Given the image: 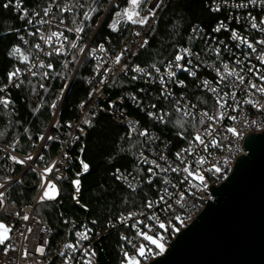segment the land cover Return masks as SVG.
I'll use <instances>...</instances> for the list:
<instances>
[{
  "label": "snow or ice",
  "instance_id": "snow-or-ice-1",
  "mask_svg": "<svg viewBox=\"0 0 264 264\" xmlns=\"http://www.w3.org/2000/svg\"><path fill=\"white\" fill-rule=\"evenodd\" d=\"M150 3L151 0H43L28 6L24 0L3 3L4 9L19 13L26 26L6 32V36L14 34L17 42L6 53L13 63L0 83V107L9 112L10 125L23 128L0 146V264H54L56 257L60 258L59 264H92L95 253L83 242L90 241L94 229L86 223L80 224L82 230L77 229L76 221L64 218L61 212L63 224L71 225L68 231L75 230L76 241L52 253L48 239L52 229L43 210L60 203V184L68 179L64 171L73 160L69 150L87 135L99 113L106 112L126 128L122 140L127 145L120 148L115 159L130 158L129 166L123 171L116 167L111 173L130 194L123 203L133 207L116 218L117 223L134 233L132 237L121 236L125 244L121 264H150L157 250L164 253L165 236L156 229L178 232L173 225L185 224L181 211L188 197H207L210 179L227 178L230 159H217L211 150L231 153L235 145L238 151L245 132L257 128L264 131V0H212V12L223 9L229 16L227 21L218 20L211 31L230 33V43L194 26L189 39L205 40L208 47L203 55L190 47H176L171 58L154 59L141 66L134 61L154 43L161 24L158 13L168 8V0H156L154 7H149ZM94 17H110L107 27L117 34L119 50L113 47V39L97 43L95 37H88ZM233 21L236 26H228ZM124 30L133 37L127 44H123ZM208 53L214 57L211 63L205 62ZM54 58L61 59L63 72L56 71ZM90 59L96 63L88 83L94 82L95 86L88 100L95 96L97 102L79 124H62L60 96L48 103L45 97L50 86L45 81L67 80L73 71L70 65L87 66ZM203 69L214 76L201 78ZM180 73L198 81L191 90L189 83L180 79ZM125 77L128 87L122 88L117 99L107 100L106 108L102 107L106 88L119 85ZM13 90L26 91L36 98L31 107L35 119L28 122L29 126L17 117ZM130 105L144 113L146 124L128 119L126 110ZM246 106L255 110L257 119L250 118ZM45 108L52 119L34 134L32 128ZM80 108L83 110L84 104ZM169 128L185 145L175 152L173 141L163 137V130ZM57 146L61 149L59 156H47ZM80 152H84L83 147ZM80 164L81 171L71 180V199L89 212V206L81 201V176L90 166L83 160ZM18 169L23 171L17 174ZM29 173L38 181L32 189L35 195L31 203L18 206L25 189L33 183L27 180ZM173 174L179 179H174ZM97 224L98 220H91V225ZM29 237H33L31 249Z\"/></svg>",
  "mask_w": 264,
  "mask_h": 264
},
{
  "label": "trees",
  "instance_id": "trees-1",
  "mask_svg": "<svg viewBox=\"0 0 264 264\" xmlns=\"http://www.w3.org/2000/svg\"><path fill=\"white\" fill-rule=\"evenodd\" d=\"M5 2L6 0H0V83L3 82L4 74L9 70L11 63H13L9 61L6 53L9 46L17 42L14 34L6 36V32L11 28L23 29L26 26L25 22L19 19V13L13 11L11 8L6 10L2 7ZM24 3L25 6L36 5L43 3V0H24ZM211 3L212 0H168V8L164 12L159 13L161 24L158 33L155 35L154 43L147 53L141 55L134 62L140 63L141 66H147L154 59L171 58L175 54V48L181 46L201 51L203 55V50L208 47V44H206L204 39H189L192 27H201L207 35L214 36L211 29L215 27L218 20H226V15L228 14L225 11H221V13L212 12L209 7ZM100 20L101 18H93V29L88 33V37L92 35ZM109 23H111V19L110 17H106L96 35V41L105 43L106 38L113 39V47L119 50V46L121 45L115 39L117 34L107 27ZM123 35L125 37L123 40L124 44L131 34L128 30H124ZM88 37L85 39H88ZM206 57L210 58L213 55L212 53H208ZM52 62L57 72H63L60 58H54ZM70 67H73V71L69 73L67 80L55 78L45 81L50 86L48 96L45 97L48 103L56 100L57 96H60L59 105L66 90L64 85H68L75 70V66L70 65ZM92 77L93 69L88 62V65L83 66L80 70L64 99L59 113L62 124H65V122H78L80 120L82 115L80 104L88 98V81ZM184 79L189 83V90H191L194 83H197V81H193L187 77ZM126 87H128L127 77L123 78L119 85L107 88L105 92L107 99L102 103V107H107V100L117 99L122 88ZM13 98L16 100L18 109L17 117L24 122V126H29L28 122L35 119L31 116V107L34 106L33 101L36 98L28 96L26 91L19 90H13ZM89 109L87 113H89ZM128 111L130 116L136 117L142 126L147 123L144 113L135 109L134 106L130 105ZM9 119V112L0 107V145L2 146L13 138V134H19V132L23 131L22 127L18 130L13 125H10ZM51 119L50 112L46 108L42 110V115L36 120L35 126L32 128L33 133L35 134L41 125H46ZM93 124L94 126L91 129H87V135L82 137L81 141L77 142L69 150L73 160L68 170V179L61 185L60 203L43 210L45 220L52 229V235L49 238L51 241L50 248L52 253H58L63 250L65 243H72L75 239V230L69 232L68 229L71 225H64L62 222L60 213L63 212L64 218L76 221L77 229L80 228L81 223H86L95 229L105 232L106 235L101 240V244L109 256V264H121V251L124 245L121 236L124 230L120 227H112L109 224L115 221L121 212L133 210L131 204L125 205L123 203L124 198L130 199V194L125 192L123 185L115 181L111 175L116 167H120L123 171L124 168L129 166L130 158L115 159L120 152V148L127 145V142L122 140V137L125 136L126 128L117 123L114 117L108 115L106 112L99 113ZM61 131L70 130L62 129ZM174 131L171 128L163 130V137L171 139L174 144L173 148L178 149L183 142L174 136ZM81 147L84 148V152H80ZM60 150L57 146L49 151L47 156L56 158ZM81 160L90 166L89 171L81 176V201L89 206L91 209L89 212L83 211L71 199L73 192L71 180L75 178V174L78 171H81ZM20 171L23 170L18 169L17 174ZM0 175H3V173H0ZM27 180L33 183L25 189L23 201H18L19 206H23V203H31L32 197L35 195L32 189L35 183L38 182L36 177L29 173ZM93 219L98 220L97 225H91V220ZM59 260L60 258L56 257L54 264L59 262Z\"/></svg>",
  "mask_w": 264,
  "mask_h": 264
},
{
  "label": "water",
  "instance_id": "water-1",
  "mask_svg": "<svg viewBox=\"0 0 264 264\" xmlns=\"http://www.w3.org/2000/svg\"><path fill=\"white\" fill-rule=\"evenodd\" d=\"M231 176L195 221L150 264H264V131L246 137ZM97 264L109 256L97 242Z\"/></svg>",
  "mask_w": 264,
  "mask_h": 264
},
{
  "label": "built area",
  "instance_id": "built-area-1",
  "mask_svg": "<svg viewBox=\"0 0 264 264\" xmlns=\"http://www.w3.org/2000/svg\"><path fill=\"white\" fill-rule=\"evenodd\" d=\"M155 4H156V0H151V3L148 6L149 7H154ZM221 11H225V10L222 9ZM225 12L228 13V11H225ZM158 15H159V13H158ZM228 16H229V13L226 15V21H227ZM105 19H106V17L101 18V20L97 24L96 28L94 29V32L92 33V35L90 37H95L96 38V35L98 34L99 29L101 28V26L104 23ZM228 26L234 27L236 25H235V23L233 21L232 24L231 25H228ZM213 35L217 39L224 40L226 43H230V33H228V32L221 31V33H219V34L213 33ZM132 39H133V37L130 36L129 39L124 44H127ZM85 40L87 41V39H85ZM97 43H103V42H97ZM106 47H108L107 44H106ZM181 47H184V46H181ZM102 55H103V53H97V56H102ZM204 58H205V62L211 63V60L214 57H210V58L204 57ZM89 63L91 64V67L93 69L95 67L96 61L90 59L89 60ZM82 67L83 66L78 67V68L75 67V70H74V72L72 74V77H71V79H70L67 87H66V90L64 92V95H63V97H62V99H61V101H60V103L58 105L59 113H60L62 104L64 102V99H65V97L67 96V94H68V92L70 90V87L72 86V83L74 82V80L78 76V74H79L80 70L82 69ZM93 76H94V73H93ZM200 76H201V78L207 77V78L211 79L214 76V73H209V71L207 69H203L202 72L200 73ZM179 77H180V79H184L185 77H187V78H189V79L192 80V78L191 77H188L187 74H185V73H180L179 74ZM91 79H93V77ZM94 86H95V83L94 82L91 85L89 84V92L92 90V88ZM145 87H147V86H145ZM178 90L176 89L177 92H179ZM105 92H106V90H105ZM105 92L103 93V95H104L105 100H106L107 97H106V93ZM96 102L97 101H96V97L95 96L92 98V101H89L88 98H87L84 102L81 103V104H84V109L83 110L81 109L82 115H81L80 120L78 122H73V123L72 122H65V125L66 124H69V123L73 124V126L79 124L80 121H81V119L84 117L85 113H87V111L90 108V106L92 104L96 103ZM102 103H101V106H102ZM209 103H211V100L210 99H209ZM246 107H247V112H248V115L250 116V118L257 119L258 117H257V114L255 113V110L252 109L250 106H246ZM126 114L128 115V119L129 120L138 121V119L136 117L130 116L128 109L126 110ZM114 119L118 123V121L116 120V118H114ZM262 132L263 131H260L258 128L257 129H249L247 132H245L243 134V139L239 142V146H238L239 150L238 151L236 150V146L235 145H233V151L231 153H228L227 151H225V152H219L218 150H215V149L211 150L213 152V154L216 156L217 159H219L221 156H224V157H227V158L230 159V165L228 166L227 173H226L227 178L226 179H219V180L210 179L209 182H208L209 187H208V195H207V197H202L200 194H198L197 197H188V199L186 201V207L181 211V218L182 219H185V221H186L185 224L180 225L179 222H174V225H173V226L179 228V231L178 232L173 233L171 231V228H169V231L166 232V233H164L163 230H160L158 228L156 229L157 232H160V233H162L165 236V241H164V243H165V249H166L165 252L169 248V245L176 239L177 235L182 230L186 229L190 224H192L195 221V219L200 215V213L203 211V209L205 208V206L208 203L215 201V197L213 196V193H212L213 189L214 188H217V187H220L223 183H225L227 181V179L233 173V170L235 168V164H236L237 160L241 156L247 155V152L244 151V148H243L246 137L249 136V135H251V134H254V135L255 134H261ZM73 134H75V133H73ZM0 146H2V145H0ZM183 146H185L184 143L180 147H183ZM179 148L178 149L172 148V152H175V151L179 150ZM58 156H59V154L57 155V157ZM208 166H210V165H208ZM69 168H70V166L64 171L65 176H68V170H69ZM173 178L176 179V180L179 179V178L175 177V174H173ZM62 183L60 184V187H61ZM113 224L116 225L115 227H120L121 229L124 230L123 233H122V235H128L129 237H132L134 235V233L131 231V229H128V228L123 227L122 225H120L119 223H117L116 220L115 221H112L109 225L112 226ZM93 229H94V233L92 234V237H91L90 241H84L83 244L86 245L87 247H89L95 253V255L93 257H91V259H92V264H97V259H98L97 242L99 241V243H101V240L105 237L106 234H105V232H103L100 229H95V228H93ZM80 230H82V229H80ZM44 235H45L44 233H41V236H44ZM49 238L50 237H48V239ZM75 241H76V237H75V239H74V241L72 243H75ZM27 243L29 245V248L31 249V245L33 243V237H29V241ZM124 247H125V244L123 245V248ZM164 253L160 254L158 252V250H157V254L150 261V263H152L153 261H155L158 258L162 257L164 255ZM77 255H79V254H77ZM56 264H59V262H57Z\"/></svg>",
  "mask_w": 264,
  "mask_h": 264
}]
</instances>
